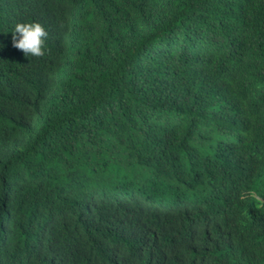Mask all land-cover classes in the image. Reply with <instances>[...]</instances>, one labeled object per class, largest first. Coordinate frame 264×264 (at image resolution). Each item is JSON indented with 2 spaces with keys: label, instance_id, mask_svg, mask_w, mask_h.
<instances>
[{
  "label": "trees",
  "instance_id": "trees-1",
  "mask_svg": "<svg viewBox=\"0 0 264 264\" xmlns=\"http://www.w3.org/2000/svg\"><path fill=\"white\" fill-rule=\"evenodd\" d=\"M257 181L264 0H0V264H264Z\"/></svg>",
  "mask_w": 264,
  "mask_h": 264
},
{
  "label": "clouds",
  "instance_id": "clouds-1",
  "mask_svg": "<svg viewBox=\"0 0 264 264\" xmlns=\"http://www.w3.org/2000/svg\"><path fill=\"white\" fill-rule=\"evenodd\" d=\"M13 46L29 57H43L47 51L48 31L36 21H21L15 23L11 31ZM259 189V190H258ZM264 187L257 181L239 193L240 201H255L258 208L264 209Z\"/></svg>",
  "mask_w": 264,
  "mask_h": 264
}]
</instances>
